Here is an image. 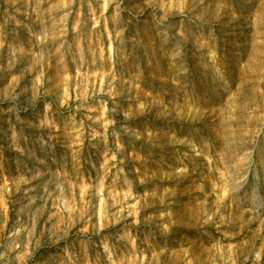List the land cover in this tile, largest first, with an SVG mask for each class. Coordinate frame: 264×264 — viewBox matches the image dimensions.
<instances>
[{"label": "rangeland", "instance_id": "obj_1", "mask_svg": "<svg viewBox=\"0 0 264 264\" xmlns=\"http://www.w3.org/2000/svg\"><path fill=\"white\" fill-rule=\"evenodd\" d=\"M0 264H264V0H0Z\"/></svg>", "mask_w": 264, "mask_h": 264}]
</instances>
